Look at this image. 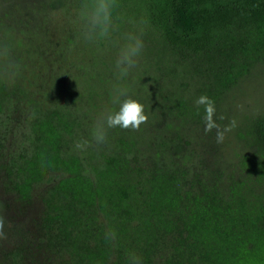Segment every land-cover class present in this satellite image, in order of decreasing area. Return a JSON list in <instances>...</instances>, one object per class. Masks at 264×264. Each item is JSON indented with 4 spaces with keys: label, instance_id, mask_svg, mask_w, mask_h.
Wrapping results in <instances>:
<instances>
[{
    "label": "rangeland",
    "instance_id": "1",
    "mask_svg": "<svg viewBox=\"0 0 264 264\" xmlns=\"http://www.w3.org/2000/svg\"><path fill=\"white\" fill-rule=\"evenodd\" d=\"M133 3L117 5L108 35L94 37V9L85 0H0V79L6 87L0 103V218L6 234L0 239V264L70 262L46 217L45 199L61 174L36 184L27 196L14 187L13 158L31 149L35 121L49 110L69 112L73 123L65 151L82 159L99 163L124 138L135 144L139 156L160 165L173 151L165 143L179 136L177 162L188 180L220 174L226 190L240 176L241 158L251 151L248 123L264 114V59L230 87L210 83L169 49ZM131 37H140L143 49L129 74L121 77L116 60L133 43ZM114 86L128 89V96L144 106L148 121L138 130L108 129L106 141L97 144L92 136L97 121L118 110ZM200 95L214 100V119L221 128L236 121L223 143L216 142L215 129L204 131V108L198 113L195 105ZM83 141H88L86 147L77 149L75 144ZM163 260L160 254L148 264ZM113 261L109 264H117Z\"/></svg>",
    "mask_w": 264,
    "mask_h": 264
},
{
    "label": "trees",
    "instance_id": "2",
    "mask_svg": "<svg viewBox=\"0 0 264 264\" xmlns=\"http://www.w3.org/2000/svg\"><path fill=\"white\" fill-rule=\"evenodd\" d=\"M85 1L91 8L101 2ZM133 1L169 49L210 83L230 87L264 59V0ZM5 93L0 79V103ZM72 123L67 110L38 116L31 149L12 161L22 196L61 174L45 199L46 217L69 264H133V257L148 264L160 254L164 264H264V114L250 118L251 151L226 190L220 174L188 180L177 162L179 136L165 143L173 151L160 165L124 138L97 163L65 151Z\"/></svg>",
    "mask_w": 264,
    "mask_h": 264
},
{
    "label": "clouds",
    "instance_id": "3",
    "mask_svg": "<svg viewBox=\"0 0 264 264\" xmlns=\"http://www.w3.org/2000/svg\"><path fill=\"white\" fill-rule=\"evenodd\" d=\"M117 7L116 0H101L98 5H92L94 9L92 12L91 23L95 32V36L104 37L109 33L112 23V10ZM133 43L126 46L116 60V68L119 70L121 77H126L129 70L135 66V57L141 54L143 49V41L140 37H131ZM121 97H127L121 100ZM113 103L118 104V110L107 111L97 121L93 128V140L97 144H103L107 139V130L112 128L132 129L138 130L141 124L147 123L148 116L145 114L144 106L137 100L128 96V89L126 87H115L113 90ZM195 105L199 113L200 106L204 108V131L205 133L216 130V142L223 143L227 132L232 131L236 127V121L232 120L223 128L216 122L214 116L216 114L215 102L207 95H200ZM223 120L224 117L220 116ZM88 141L77 142L75 147L82 150L86 147ZM4 221L0 218V239H5L6 234L3 231ZM133 264H140L137 257H133Z\"/></svg>",
    "mask_w": 264,
    "mask_h": 264
}]
</instances>
